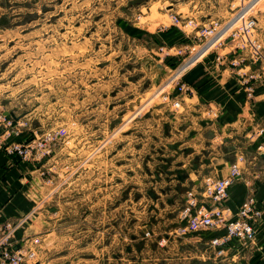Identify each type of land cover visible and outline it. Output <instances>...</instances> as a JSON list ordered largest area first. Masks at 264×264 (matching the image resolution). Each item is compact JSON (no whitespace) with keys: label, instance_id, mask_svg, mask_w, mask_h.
<instances>
[{"label":"rangeland","instance_id":"obj_1","mask_svg":"<svg viewBox=\"0 0 264 264\" xmlns=\"http://www.w3.org/2000/svg\"><path fill=\"white\" fill-rule=\"evenodd\" d=\"M251 1L7 3L8 28L0 24V116L14 126L2 135L6 143L34 141L30 158L39 162L42 179L29 236L20 240L17 228L0 236L12 232L9 243L34 252L26 263L114 264L130 235H145L141 229L159 213L154 204L185 203L181 194L192 187L174 190L181 185L176 145L190 137L176 120L184 107L174 108L165 96L174 90L172 76L206 39L173 16L225 24ZM249 6L223 39L255 17L260 23L251 38L264 54V0ZM232 44L235 56L248 54L235 48L239 38ZM182 46V55L172 49ZM194 157L185 156L184 169Z\"/></svg>","mask_w":264,"mask_h":264},{"label":"crops","instance_id":"obj_2","mask_svg":"<svg viewBox=\"0 0 264 264\" xmlns=\"http://www.w3.org/2000/svg\"><path fill=\"white\" fill-rule=\"evenodd\" d=\"M7 3L12 0H0V24L5 27L2 29L8 28ZM260 32L263 35L264 28ZM233 48V44L222 42L183 73L182 80L192 92L184 98V112L176 115V120L181 124L180 133L190 139L176 145L182 151L175 160L181 185L176 184L174 190H185L191 185L202 191L207 179L226 176L237 157L244 155L242 176L230 187L223 206L231 220L244 201L254 196L260 211L254 223L256 241L247 247L234 242L220 256L209 244L223 235L224 229L173 236L182 223L180 211L184 204L163 203L159 208L157 203L151 209L159 213H152L154 217L141 229L145 235H130L125 249L114 255V264H264V62L246 61L235 67L229 60L235 57ZM249 87L253 90L251 95ZM4 131L0 129V142L6 137L2 135ZM189 155L195 157L186 170L185 156ZM34 160L8 154L0 147V234L15 225L20 240L29 236L28 225L35 215V204L40 201L42 179L41 166ZM181 196L185 198L186 193ZM104 250V246H98V254L103 257Z\"/></svg>","mask_w":264,"mask_h":264},{"label":"built area","instance_id":"obj_3","mask_svg":"<svg viewBox=\"0 0 264 264\" xmlns=\"http://www.w3.org/2000/svg\"><path fill=\"white\" fill-rule=\"evenodd\" d=\"M253 0L248 4V6L242 9L233 19L229 20L225 24H221L218 21H213L212 23L202 25L197 24L196 20L185 19L183 16H173L174 22L176 24L193 26V30L197 28V32L202 34L205 37V41L199 44V49L202 50L205 47L203 54L195 59L193 63L190 62L198 54V50L195 54H192L181 66L179 72L172 76L170 83L174 85V90L171 94L166 95L165 99L170 102L174 108L180 109L184 107V98L188 93L192 92L190 85L185 82H180V78L183 73L195 64L197 61L202 59L205 54L209 53L211 48L216 45H219L225 40H231L228 43H231L239 38L240 44L235 48H240L241 53L246 50H250L247 55L235 56L231 61L233 66L237 63H242L249 61L253 64L264 62V54L261 52L262 45L259 44V40L252 39V31L255 30V26L258 20L255 17H248L244 29L234 30L225 40L224 36L236 25V23L243 19L253 6H249ZM245 13L243 16L239 17L235 22V18L240 14ZM202 27H201V26ZM198 37V36H197ZM196 38V34H195ZM208 39V40H207ZM227 42V41H226ZM235 44V43H234ZM233 44V46H234ZM250 48V49H249ZM164 49V48H161ZM176 50L178 54L182 55L185 52L186 48H172ZM258 49V50H257ZM194 50V48H193ZM257 50V51H256ZM262 60V61H261ZM188 65V67H186ZM236 67V66H235ZM252 87H249V94L252 93ZM6 119L1 120L0 116V128L6 129L5 134H9L10 130L13 128V121ZM4 136V135H3ZM6 140L2 138L0 142V147L8 154L19 155L22 158H30L33 154L34 141L32 143L22 144L20 142H11L5 143ZM245 161L244 155H239L237 160L231 165L230 171L226 176L221 178L212 179L209 178L205 181L202 191H197L194 188H191L186 192L185 203L183 208L180 211V220L181 225L176 228L173 236L182 237L194 231H209L213 229H224V233L221 236L215 237L210 241L209 246L211 248H216L218 255L222 256L226 251V247H229L234 242L240 243L242 246L247 247L254 243L257 238V231L255 229L254 223L255 219L260 215V211L255 206L254 196H249L244 203L242 204L239 212L233 219H229L230 215L228 210L224 208L223 203L228 196V191L232 185H234L242 176L241 163ZM13 228V231L17 227L9 226L7 229L10 230ZM10 232L9 234H11ZM8 234V235H9ZM0 236V264H28L26 263L27 259L34 258V252L27 253L23 247L17 248V243L14 245L12 242L7 241V236ZM150 232L146 233V236H149ZM171 236V235H170ZM163 240V239H162ZM162 242V241H161Z\"/></svg>","mask_w":264,"mask_h":264},{"label":"bare ground","instance_id":"obj_4","mask_svg":"<svg viewBox=\"0 0 264 264\" xmlns=\"http://www.w3.org/2000/svg\"><path fill=\"white\" fill-rule=\"evenodd\" d=\"M191 64V63H190Z\"/></svg>","mask_w":264,"mask_h":264},{"label":"trees","instance_id":"obj_5","mask_svg":"<svg viewBox=\"0 0 264 264\" xmlns=\"http://www.w3.org/2000/svg\"><path fill=\"white\" fill-rule=\"evenodd\" d=\"M5 23V22H4Z\"/></svg>","mask_w":264,"mask_h":264}]
</instances>
